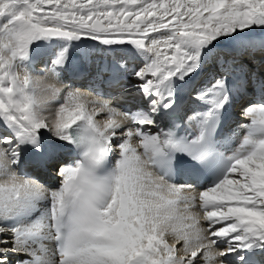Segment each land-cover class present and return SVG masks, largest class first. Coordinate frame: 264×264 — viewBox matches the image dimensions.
I'll use <instances>...</instances> for the list:
<instances>
[{"label":"snow or ice","instance_id":"1","mask_svg":"<svg viewBox=\"0 0 264 264\" xmlns=\"http://www.w3.org/2000/svg\"><path fill=\"white\" fill-rule=\"evenodd\" d=\"M0 264H264V0H0Z\"/></svg>","mask_w":264,"mask_h":264},{"label":"bare ground","instance_id":"2","mask_svg":"<svg viewBox=\"0 0 264 264\" xmlns=\"http://www.w3.org/2000/svg\"><path fill=\"white\" fill-rule=\"evenodd\" d=\"M39 68V69H37ZM36 71L39 72L40 71V66H36ZM243 134V133H242ZM134 145L136 143V141L134 140L133 141ZM42 180L44 181V183L46 184L47 187H50L49 185L51 184V180H49L48 178L44 177V176H41Z\"/></svg>","mask_w":264,"mask_h":264}]
</instances>
